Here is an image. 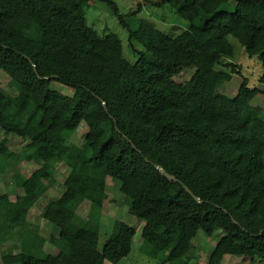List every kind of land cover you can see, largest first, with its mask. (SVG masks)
I'll return each mask as SVG.
<instances>
[{
    "label": "trees",
    "instance_id": "1",
    "mask_svg": "<svg viewBox=\"0 0 264 264\" xmlns=\"http://www.w3.org/2000/svg\"><path fill=\"white\" fill-rule=\"evenodd\" d=\"M230 1L162 0L187 24L167 35L134 22L141 4L120 15L102 0L142 48L130 64L117 36L99 37L87 26L90 0H0V72L13 92L0 91V129L26 142L15 153L6 137L0 141V176L24 161L40 165L15 205L7 192L0 195V245L11 243L20 264L126 258L132 227L119 224L98 250V235L85 228L98 217L77 214L85 203L103 205L107 178L121 184L128 214L144 223L140 252L157 264H186L199 233L218 234L208 264L223 255L264 262V112L251 105L260 91L237 65L224 62L234 57L232 37L261 63L257 82L264 86V0H237L233 10ZM190 67L191 78L176 83ZM50 76L57 79L41 80ZM232 77L241 79L236 96L218 94ZM51 82L73 94L53 91ZM80 124L87 133L77 146L70 138ZM63 162L72 192L43 208L40 217L59 232L46 240L27 218ZM46 244L57 250L51 261Z\"/></svg>",
    "mask_w": 264,
    "mask_h": 264
},
{
    "label": "rangeland",
    "instance_id": "2",
    "mask_svg": "<svg viewBox=\"0 0 264 264\" xmlns=\"http://www.w3.org/2000/svg\"><path fill=\"white\" fill-rule=\"evenodd\" d=\"M115 5L120 15H125L128 11L135 10L137 4H141L142 10L134 22L147 21L155 28L159 29L167 35H176L181 30L187 28V24L180 20L162 0H111ZM237 0H231L230 10H233ZM85 20L89 26L99 37L107 34H113L119 38L122 44V51L125 60L134 64L138 58V52L142 51L141 46L136 43H131L128 40L127 32L118 24L117 18L113 14L111 8L102 0H90L86 10ZM228 41L233 46L234 57L231 60H225V63H233L240 68L242 74L247 77L250 87H256L260 93L254 98L251 105L258 107L264 112V86L257 82L258 76L263 72L261 63L255 58H249L240 44L228 37ZM194 74V68H184L174 77V81L178 84H183L188 81ZM9 78L4 72H0V91L7 94H13L8 88ZM241 79L232 77V79L216 88L218 94L227 97H235L240 86ZM50 88L65 96H71L73 90L57 82H51ZM87 128L84 124H80L76 132L71 136L70 141L80 146ZM9 140L10 149L17 153L25 145L26 142L21 141L17 137L5 136L0 129V141L3 138ZM40 165L33 162L24 161L15 166V168L3 176H0V195L7 192L10 197V202L15 205L16 198L23 194L29 176ZM17 177H22L16 182ZM53 186L36 202L28 214V223L32 226H37L39 234L48 240L51 236L58 237V230L53 225L44 221L40 214L45 205L54 199L59 198L64 193H71L73 182L68 176V169L65 162L55 166L53 174ZM106 199L101 207L85 203L81 205L77 214L84 220H88L89 214L93 213L98 217V224L92 222L87 223L85 228L98 235V250H101L105 242L112 238L119 226L124 223L135 230V236L132 240L130 254L121 260L118 264H157L156 261L150 259L140 252L141 245V230L144 226L142 221L137 220L127 212V207L124 204V196L122 194L121 184L112 179H106ZM218 242V234L207 237L199 233L192 241V247L184 258L186 264H208L214 247ZM45 252L48 260L51 261L57 253V250L49 244L45 245ZM20 252L11 244L0 245V264H20ZM104 264H111L105 261ZM213 264H264L258 259L250 260L247 257H232L223 255L214 261Z\"/></svg>",
    "mask_w": 264,
    "mask_h": 264
},
{
    "label": "water",
    "instance_id": "3",
    "mask_svg": "<svg viewBox=\"0 0 264 264\" xmlns=\"http://www.w3.org/2000/svg\"><path fill=\"white\" fill-rule=\"evenodd\" d=\"M54 79H57V77H56V76H50V77H47V78H41V80H54ZM103 108H104V109L106 108V105H105V104H103ZM157 169H158L159 173H160L165 179H167L168 181H172V182H176V183H178V181L176 180L175 177H173V176L167 174L166 172H164V170H163L161 167H158ZM182 188H183L184 191H185L187 194H189V195H190V196H191V197H192L197 203H200V202H201L198 198H196V197L193 196V194L190 192V190H189L187 187H185V186L182 185ZM259 234H261V232H260Z\"/></svg>",
    "mask_w": 264,
    "mask_h": 264
}]
</instances>
